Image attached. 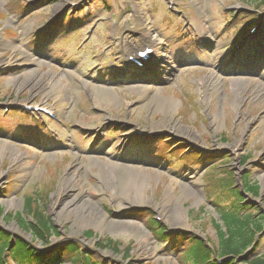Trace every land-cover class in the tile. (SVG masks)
I'll use <instances>...</instances> for the list:
<instances>
[{"label": "rangeland", "instance_id": "obj_1", "mask_svg": "<svg viewBox=\"0 0 264 264\" xmlns=\"http://www.w3.org/2000/svg\"><path fill=\"white\" fill-rule=\"evenodd\" d=\"M254 2L0 0V208L13 216L39 193L57 235L40 244L2 216L0 230L47 255L75 244L104 264H181L188 239L215 245V197L230 178L259 186L245 197L264 217V5ZM251 16L258 33L232 49L254 40L262 51L239 65L227 49ZM149 41L154 56L130 74L126 54ZM131 143L143 147L122 153ZM162 147L169 157H155ZM216 175L227 178L212 180L218 188ZM104 238L119 248H98ZM256 240L262 257L264 232Z\"/></svg>", "mask_w": 264, "mask_h": 264}, {"label": "trees", "instance_id": "obj_2", "mask_svg": "<svg viewBox=\"0 0 264 264\" xmlns=\"http://www.w3.org/2000/svg\"><path fill=\"white\" fill-rule=\"evenodd\" d=\"M254 1H258V3L264 5V0H249V2L255 3ZM254 21V17L244 20L237 31H244ZM163 156L164 154H162ZM246 159L247 157L244 158V162ZM212 180L209 183L212 182L214 187L218 188ZM224 180H216V182ZM230 180L232 179L227 180L225 189L222 191L223 195L217 197L214 205L217 208L219 218V223L214 220L212 221L217 234L216 245H205L202 240L196 238L188 239L190 244L187 249H184L177 256L181 264H217L214 258L222 259L221 264H264V256L255 258L252 255L256 249L255 237L264 229V217L258 213V210L243 204V199L238 190L233 191L231 187L233 186V184L231 185L233 181L230 183ZM243 185L246 193L254 197L259 195V186L249 180L248 176L243 177ZM42 197L39 193L27 196L22 212L15 213L13 216L4 215L0 208V217L2 216L7 221H14L21 230L30 234L32 239L47 246V241L52 236L57 235V230L50 222V219L46 217L44 208L41 207L42 202H40V199ZM200 213H203V208ZM147 222L150 229L156 230L158 239L166 236L165 230L160 228L151 216L148 217ZM85 235L89 238L93 236L92 232L89 231ZM168 242L169 245L173 243L168 239L162 241L163 244H167ZM175 242L174 246H171L173 252L178 249ZM62 247H56L52 254H43L45 253L43 250H35L30 244L18 238L15 239V244L13 245L11 237H8L6 232L0 230V264H64L67 260L71 264H99L90 255L79 252L75 244ZM98 248L115 251L119 248V244L111 238H104L99 240ZM6 252L10 253V258L4 263L3 257Z\"/></svg>", "mask_w": 264, "mask_h": 264}, {"label": "bare ground", "instance_id": "obj_3", "mask_svg": "<svg viewBox=\"0 0 264 264\" xmlns=\"http://www.w3.org/2000/svg\"><path fill=\"white\" fill-rule=\"evenodd\" d=\"M149 45L148 46H146V45H141V47L138 49V50H133V51H129L128 53H127V56H129V54H133V52H136V53H138V52H143L145 49H152V52H156V49H155V46H156V44L154 43V41H149ZM142 48V49H141ZM149 56V55H148ZM1 147H2V149H5V144L4 143H1ZM4 151H6V150H4Z\"/></svg>", "mask_w": 264, "mask_h": 264}]
</instances>
